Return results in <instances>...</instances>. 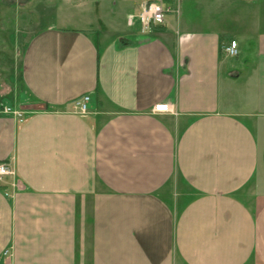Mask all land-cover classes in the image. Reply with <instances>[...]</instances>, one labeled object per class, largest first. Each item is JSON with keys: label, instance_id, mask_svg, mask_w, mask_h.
I'll list each match as a JSON object with an SVG mask.
<instances>
[{"label": "crops", "instance_id": "1", "mask_svg": "<svg viewBox=\"0 0 264 264\" xmlns=\"http://www.w3.org/2000/svg\"><path fill=\"white\" fill-rule=\"evenodd\" d=\"M144 2L163 1L23 42L6 94L24 118L0 115V264H264V0L162 3L178 14L141 33Z\"/></svg>", "mask_w": 264, "mask_h": 264}, {"label": "rangeland", "instance_id": "2", "mask_svg": "<svg viewBox=\"0 0 264 264\" xmlns=\"http://www.w3.org/2000/svg\"><path fill=\"white\" fill-rule=\"evenodd\" d=\"M4 1L7 3L5 2L4 5L0 4V105H6L11 109H16L14 108L16 105L13 104L12 95L6 93L11 87H14L13 84L16 80L14 74L18 71L21 61L18 54L19 50L21 51L23 42L32 33L43 29L48 23H56L68 27H82V20L86 16L90 17L95 22V27L99 29H104L106 25L113 27V29L119 28L121 23H117V21L121 22L122 20V17L116 15L119 10L114 3L117 0H90L89 5H86L85 0ZM160 1H163L162 3L164 4L175 5L180 0ZM185 6H189V4L184 3ZM109 20L112 22H109ZM239 53L240 49L237 57L229 58L223 56V58L231 62H235V60L240 62L244 58V54ZM4 108L0 107L1 116L4 115L2 113Z\"/></svg>", "mask_w": 264, "mask_h": 264}, {"label": "built area", "instance_id": "3", "mask_svg": "<svg viewBox=\"0 0 264 264\" xmlns=\"http://www.w3.org/2000/svg\"><path fill=\"white\" fill-rule=\"evenodd\" d=\"M168 14H178L177 7L170 5H163L159 2H144L140 6V11L136 18L139 23L140 32L146 33L151 30L152 27L160 26L165 23L166 16ZM222 52L225 57L235 58L238 56V48L235 41H231L228 44L222 45ZM90 100L89 96H84L81 100L75 102V108L80 114H87L88 112V102ZM4 115L12 116L19 122L23 121L24 114L21 110L11 109L10 107H5L2 111ZM152 113H171L174 114L172 107L167 103L155 104L152 108ZM14 172L7 162H0V182L7 176L13 175ZM7 252L4 253L6 255Z\"/></svg>", "mask_w": 264, "mask_h": 264}, {"label": "flooded vegetation", "instance_id": "4", "mask_svg": "<svg viewBox=\"0 0 264 264\" xmlns=\"http://www.w3.org/2000/svg\"><path fill=\"white\" fill-rule=\"evenodd\" d=\"M6 1H4V0H0V4H2V5H4V3H5ZM7 3V2H6Z\"/></svg>", "mask_w": 264, "mask_h": 264}]
</instances>
